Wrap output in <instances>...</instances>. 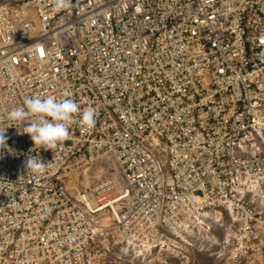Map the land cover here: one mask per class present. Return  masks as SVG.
Masks as SVG:
<instances>
[{
    "label": "built area",
    "instance_id": "built-area-1",
    "mask_svg": "<svg viewBox=\"0 0 264 264\" xmlns=\"http://www.w3.org/2000/svg\"><path fill=\"white\" fill-rule=\"evenodd\" d=\"M65 91L96 123L54 152L7 118ZM0 130V264H100L112 230L170 250L223 210L225 264H263L264 0H0ZM105 157L117 181L73 193L64 179Z\"/></svg>",
    "mask_w": 264,
    "mask_h": 264
},
{
    "label": "rangeland",
    "instance_id": "rangeland-1",
    "mask_svg": "<svg viewBox=\"0 0 264 264\" xmlns=\"http://www.w3.org/2000/svg\"><path fill=\"white\" fill-rule=\"evenodd\" d=\"M108 165H111L113 169L108 171ZM86 169L94 184L97 179L105 180L107 176L113 177L117 171V164L111 157L102 158L90 166L73 171L64 179L66 184L69 187L78 185L83 188L81 182L84 180L83 175ZM78 177L79 182L76 180ZM76 188L75 186L72 190L73 193H76ZM254 198L257 210L264 213V189L256 192ZM231 224L229 214L223 210L221 213L211 214L203 227L191 233L183 232L177 241L176 248L172 246L170 250L155 249L153 252L143 253L119 242L112 230L110 232L113 236L103 239L104 243H101L99 254L103 260L100 264H225L226 258L223 256L222 249L226 237L231 233Z\"/></svg>",
    "mask_w": 264,
    "mask_h": 264
},
{
    "label": "clouds",
    "instance_id": "clouds-1",
    "mask_svg": "<svg viewBox=\"0 0 264 264\" xmlns=\"http://www.w3.org/2000/svg\"><path fill=\"white\" fill-rule=\"evenodd\" d=\"M71 7V0H54L56 11ZM72 93L65 91L61 98L53 95L46 97H26L22 106L14 107L7 113L11 122L19 123L23 133L30 136L34 146L45 150H54L58 145L64 144L69 138V129L73 123L82 128L91 129L96 123L95 109L85 108L81 111L80 105L73 99ZM0 130V149L7 147L4 132ZM53 162H43L38 156H29L25 161L26 170L37 174H44Z\"/></svg>",
    "mask_w": 264,
    "mask_h": 264
},
{
    "label": "bare ground",
    "instance_id": "bare-ground-1",
    "mask_svg": "<svg viewBox=\"0 0 264 264\" xmlns=\"http://www.w3.org/2000/svg\"><path fill=\"white\" fill-rule=\"evenodd\" d=\"M84 176H85L86 180H88V178H89L88 169L85 170ZM108 178H109V177H108ZM118 178H119V177H115V176H114V178H113L112 180H114V181L116 182ZM207 215L209 216V214H207Z\"/></svg>",
    "mask_w": 264,
    "mask_h": 264
}]
</instances>
